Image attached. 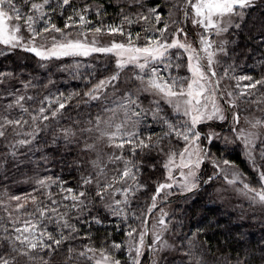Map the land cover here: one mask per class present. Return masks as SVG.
<instances>
[{"label":"snow or ice","instance_id":"snow-or-ice-1","mask_svg":"<svg viewBox=\"0 0 264 264\" xmlns=\"http://www.w3.org/2000/svg\"><path fill=\"white\" fill-rule=\"evenodd\" d=\"M0 46L84 82L0 69V264H264V0H0Z\"/></svg>","mask_w":264,"mask_h":264},{"label":"trees","instance_id":"trees-1","mask_svg":"<svg viewBox=\"0 0 264 264\" xmlns=\"http://www.w3.org/2000/svg\"><path fill=\"white\" fill-rule=\"evenodd\" d=\"M109 13H114L116 11L115 8L109 7ZM58 23H63L62 20L58 21ZM2 47V46H0ZM32 54L23 52L22 50H17L16 52L9 53L7 57L0 56V69L10 68V67H19L21 65H27L28 70L32 71L35 68V71L38 77L41 80L46 81L47 78L50 76L52 80L55 81V88H59L61 91H72V90H79L83 86V81L80 79H72L68 72L61 70L57 67L56 64H51L48 68H40L38 65H35L34 61L31 59ZM97 63L102 64L103 61H98ZM81 71H84L82 68ZM55 88L52 90L55 91ZM73 118H75L76 113H70ZM232 158L236 161L238 165L242 168H247V163L245 158L240 153H233ZM55 171H59L58 169H54ZM2 175V173H0ZM12 179L15 181H19L16 183L10 184V189L12 192H22L28 190V184L23 182V174L21 172H17L13 170L12 172ZM69 179H71L69 177ZM146 199V198H145ZM143 202V200L141 201ZM175 205H173L174 207ZM229 213L231 210L227 208H220L217 209L215 205L210 206V214H219L220 220L222 224H226L229 219ZM249 232V240L252 244H256L260 241L261 237L264 236V226L260 225L259 223H255L253 227L246 229ZM218 238L221 243L224 242V236L217 234ZM119 239V236H117ZM216 238L212 239V243L216 244Z\"/></svg>","mask_w":264,"mask_h":264},{"label":"rangeland","instance_id":"rangeland-1","mask_svg":"<svg viewBox=\"0 0 264 264\" xmlns=\"http://www.w3.org/2000/svg\"><path fill=\"white\" fill-rule=\"evenodd\" d=\"M228 210H231V208H227ZM232 211V210H231Z\"/></svg>","mask_w":264,"mask_h":264}]
</instances>
